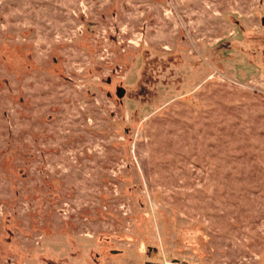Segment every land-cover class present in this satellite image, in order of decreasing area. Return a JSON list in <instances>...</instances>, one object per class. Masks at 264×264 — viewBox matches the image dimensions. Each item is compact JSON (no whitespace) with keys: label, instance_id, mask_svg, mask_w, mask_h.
<instances>
[{"label":"rangeland","instance_id":"1","mask_svg":"<svg viewBox=\"0 0 264 264\" xmlns=\"http://www.w3.org/2000/svg\"><path fill=\"white\" fill-rule=\"evenodd\" d=\"M0 264H264V0H0Z\"/></svg>","mask_w":264,"mask_h":264}]
</instances>
